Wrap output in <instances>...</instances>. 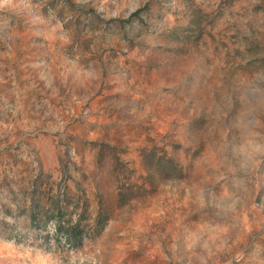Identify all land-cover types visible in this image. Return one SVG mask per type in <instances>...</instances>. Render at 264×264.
<instances>
[{"label":"rangeland","instance_id":"rangeland-1","mask_svg":"<svg viewBox=\"0 0 264 264\" xmlns=\"http://www.w3.org/2000/svg\"><path fill=\"white\" fill-rule=\"evenodd\" d=\"M0 264H264V0H0Z\"/></svg>","mask_w":264,"mask_h":264}]
</instances>
